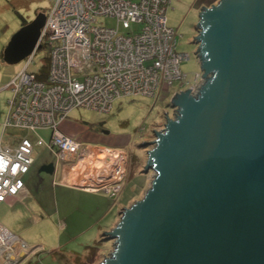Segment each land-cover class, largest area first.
<instances>
[{
  "label": "water",
  "instance_id": "water-1",
  "mask_svg": "<svg viewBox=\"0 0 264 264\" xmlns=\"http://www.w3.org/2000/svg\"><path fill=\"white\" fill-rule=\"evenodd\" d=\"M45 18L21 25L5 62L34 50ZM196 28L205 81L175 91V116L140 143L154 177L103 231L114 249L97 264H264V0L202 5Z\"/></svg>",
  "mask_w": 264,
  "mask_h": 264
},
{
  "label": "built area",
  "instance_id": "built-area-1",
  "mask_svg": "<svg viewBox=\"0 0 264 264\" xmlns=\"http://www.w3.org/2000/svg\"><path fill=\"white\" fill-rule=\"evenodd\" d=\"M49 1L36 47L24 58V66L0 87L11 91L0 122V203L23 194L22 176L34 162L36 145L51 148L64 161L69 182L117 200L128 176L129 151L82 142L63 132L60 122L76 108L109 113L115 101L130 96L154 97L156 102L188 87L197 95L205 81L203 70L189 81L181 68L190 56L178 51L177 29L167 22L172 0ZM98 17L114 18L116 23L97 22ZM41 43L47 45L49 54L45 79L30 69ZM164 123L155 130L164 128ZM9 127L32 131L49 127L50 138L38 135L32 142L7 135ZM85 160L91 166L79 173L77 168ZM37 246L0 221V264H21Z\"/></svg>",
  "mask_w": 264,
  "mask_h": 264
},
{
  "label": "rangeland",
  "instance_id": "rangeland-1",
  "mask_svg": "<svg viewBox=\"0 0 264 264\" xmlns=\"http://www.w3.org/2000/svg\"><path fill=\"white\" fill-rule=\"evenodd\" d=\"M205 1L172 0L167 10V22L169 25L174 26L178 32L177 49L178 51L188 52L190 56L181 63V68L187 73V79L189 81L193 79L196 71L201 70L200 62L196 55L197 44L193 43L192 39L197 33L196 24L199 19L200 8ZM217 1L209 0L206 6H210ZM50 5L49 0H0V87L24 66V59L13 64L3 60L2 53L5 45L21 27L24 19L27 22L33 20L38 12L45 13ZM97 22L115 25L116 20L114 18L98 17ZM132 27L136 26L132 25ZM46 56L47 50L45 48L39 49L35 54L34 62L30 65V69L38 70L41 64L45 62ZM178 85L179 83L175 84L173 89ZM186 85L185 87H187ZM10 95V90H0V122L5 118L7 99ZM168 96L169 94H165V96H161L156 102L154 97L144 95L126 97L115 102L110 113L98 112L83 107L76 108L70 112L69 119L71 121L81 124L83 122L90 128L93 127L96 129L100 134L124 135L128 137L129 144L125 147L130 155V165L127 168L129 177L127 176V183H125L120 194V199L112 205L111 210H108L104 220L98 222L94 227L87 228L84 232L75 233L76 236L70 233L72 230L59 227L60 224L58 221L52 222V228H44L48 230L44 231L42 229L43 227L41 228L39 225L40 223H36L35 217L40 212L34 210L33 204L29 202L27 196L23 200L21 207L15 206L18 210L17 213L6 202H1L0 220H3L11 231L23 237L30 245L39 244V246L34 248L21 261V264H27L29 261H31V264H73L72 261L66 262L58 256L49 254L55 248L52 243L63 244L67 251L83 252L86 245H93L96 240L102 237L101 233L106 231V227L103 228V226L108 225L109 222L116 219L118 213L120 215L124 207L130 206L136 200L143 197L152 182L154 171L152 169L146 172L142 171L147 159V148L151 145L141 146L140 143L144 140L148 141L155 138L154 129H158V126L164 123L165 109L168 110L170 117L174 116V109L170 104ZM1 128L0 126V134ZM50 133L51 128L49 127H39L35 131L18 127H9L6 129L7 135L27 137L32 142H35L38 135L42 136L45 140H49ZM36 148L37 153H35V163H33L35 169L40 168L44 163L48 167L52 165L53 170L51 173L46 172L42 176L53 178V174L56 175V173H59V170L63 167L64 161L58 160L55 152L49 148L44 146H38ZM87 161L85 160L86 163L79 164V166L81 165V168H77L79 173L90 168L91 165H88ZM89 162L93 161L90 160ZM65 179L66 181H70V179ZM47 183L48 180H45L44 184ZM35 197L36 195L33 194L32 200ZM43 218L44 215L40 216L39 219ZM119 219L120 216L118 217ZM102 243L103 250H105V253L103 252L104 256L110 255L109 250L114 249L112 241H102Z\"/></svg>",
  "mask_w": 264,
  "mask_h": 264
},
{
  "label": "crops",
  "instance_id": "crops-1",
  "mask_svg": "<svg viewBox=\"0 0 264 264\" xmlns=\"http://www.w3.org/2000/svg\"><path fill=\"white\" fill-rule=\"evenodd\" d=\"M208 1L209 0H206L202 5H206ZM69 115L60 122L59 127L66 134L82 142L98 146H113L122 148H126L125 146L129 144L127 136L102 133L100 134L96 129H94L93 127L90 128L83 122L81 124L79 122L71 121L69 119ZM38 146L42 145H36V147ZM36 147L35 152L37 153ZM44 147L49 148L47 146ZM33 163L30 166L29 170L22 176L25 184L23 194H21V196H10L7 198V200L2 202H6L12 207V210L17 213L18 210L17 208H15V206L21 207V205L23 204V200L27 196L29 202L33 204L34 210L40 212L35 217L37 221L36 223H40L39 225L41 226V228L43 227L42 229L44 231H48L44 228H52V222L54 223L55 221H58V223L60 224L59 227H64V229L72 230L70 231V233L76 236L75 233L84 232L85 230H87V228L94 227L98 222L104 220L108 210H111L112 205L118 199H120V196L117 200H115V198L110 197L103 191L90 190L81 186H77L75 185V183L66 181L65 178H67V175L65 173L64 167H62L59 170V173H56V175L53 174V178L42 176L43 173H51V171L53 170L52 165L48 167V165L44 163L40 166V168L35 169ZM127 179L125 183H127ZM45 180H48L47 184H44ZM33 194L36 195L34 200H32ZM42 215H44V218L39 219ZM119 216L120 215L118 213L117 218L109 222V224L107 223L108 225L103 226V228L106 227V230H109L117 223ZM0 221L8 227V225L3 220ZM99 239H101V237ZM52 244L55 248L54 250L50 251L49 254L58 256L61 259H64L66 262L72 261L73 264H80L74 261V257L76 256V254L84 256L87 253L86 247L88 245L85 246L83 252H71L67 251L63 244ZM100 261H97L94 264H97ZM27 264H31V261H29Z\"/></svg>",
  "mask_w": 264,
  "mask_h": 264
},
{
  "label": "trees",
  "instance_id": "trees-1",
  "mask_svg": "<svg viewBox=\"0 0 264 264\" xmlns=\"http://www.w3.org/2000/svg\"><path fill=\"white\" fill-rule=\"evenodd\" d=\"M27 21L24 19L22 24L26 23ZM41 48H45L47 50V56L45 58V62H43L40 66V68L38 69V77L40 79H45L47 77V74L49 72V54H48V47L45 43H41L38 47V51ZM103 239H99L97 240L93 245H88L86 247L87 249V253L84 256H81L80 254H76V256L74 257V261L76 263H82V264H94L97 261H100V259L102 258V256H104V251L103 250V243H102ZM107 248V247H106ZM99 259V260H98Z\"/></svg>",
  "mask_w": 264,
  "mask_h": 264
},
{
  "label": "bare ground",
  "instance_id": "bare-ground-1",
  "mask_svg": "<svg viewBox=\"0 0 264 264\" xmlns=\"http://www.w3.org/2000/svg\"><path fill=\"white\" fill-rule=\"evenodd\" d=\"M100 156H102V155H100ZM66 175H67V174H66ZM66 177H67L68 179H70V178H69V175H68V176H66Z\"/></svg>",
  "mask_w": 264,
  "mask_h": 264
}]
</instances>
